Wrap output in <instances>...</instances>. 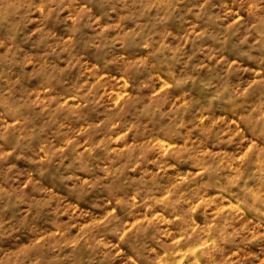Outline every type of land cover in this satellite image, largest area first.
Masks as SVG:
<instances>
[{
    "label": "rangeland",
    "instance_id": "rangeland-1",
    "mask_svg": "<svg viewBox=\"0 0 264 264\" xmlns=\"http://www.w3.org/2000/svg\"><path fill=\"white\" fill-rule=\"evenodd\" d=\"M72 1L39 96L0 0V264H264V0Z\"/></svg>",
    "mask_w": 264,
    "mask_h": 264
},
{
    "label": "crops",
    "instance_id": "crops-1",
    "mask_svg": "<svg viewBox=\"0 0 264 264\" xmlns=\"http://www.w3.org/2000/svg\"><path fill=\"white\" fill-rule=\"evenodd\" d=\"M87 8L89 16L85 19L73 1L68 10L66 0H24L18 18L19 71L20 78L25 79L24 83L35 94L56 96L65 93L68 85L66 70L69 68L66 45L70 41L74 47L75 40H79L81 48L82 39L91 33V5Z\"/></svg>",
    "mask_w": 264,
    "mask_h": 264
},
{
    "label": "bare ground",
    "instance_id": "bare-ground-1",
    "mask_svg": "<svg viewBox=\"0 0 264 264\" xmlns=\"http://www.w3.org/2000/svg\"><path fill=\"white\" fill-rule=\"evenodd\" d=\"M13 35H14V30L12 29L11 36H13ZM11 257H12V255H10V258H9V259H10V260H9L10 262H11Z\"/></svg>",
    "mask_w": 264,
    "mask_h": 264
}]
</instances>
